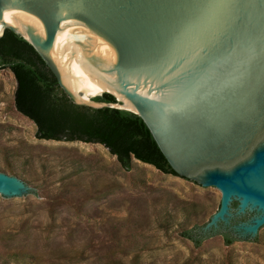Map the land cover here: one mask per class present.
<instances>
[{
    "label": "water",
    "instance_id": "1",
    "mask_svg": "<svg viewBox=\"0 0 264 264\" xmlns=\"http://www.w3.org/2000/svg\"><path fill=\"white\" fill-rule=\"evenodd\" d=\"M8 14L34 26L22 31L4 21ZM69 22L116 53L111 64L85 51L110 88L86 101L66 85L56 53ZM1 24L0 38L11 30L25 39L76 105L140 116L176 174L221 191L204 232L223 226L245 244L264 233V141L253 143L251 130L264 113V0H0ZM105 93L116 103L94 100ZM39 192L0 168V200Z\"/></svg>",
    "mask_w": 264,
    "mask_h": 264
},
{
    "label": "rangeland",
    "instance_id": "2",
    "mask_svg": "<svg viewBox=\"0 0 264 264\" xmlns=\"http://www.w3.org/2000/svg\"><path fill=\"white\" fill-rule=\"evenodd\" d=\"M69 24L71 40L88 46L76 44L77 51L97 55L103 40ZM16 87L14 74L1 70L0 168L41 192L24 202L0 200V258L14 264H264V233L246 244L234 237L231 246L219 234L200 247L183 237L219 212L220 190L136 160L127 171L99 144L40 140L36 124L15 109Z\"/></svg>",
    "mask_w": 264,
    "mask_h": 264
},
{
    "label": "trees",
    "instance_id": "3",
    "mask_svg": "<svg viewBox=\"0 0 264 264\" xmlns=\"http://www.w3.org/2000/svg\"><path fill=\"white\" fill-rule=\"evenodd\" d=\"M5 69L14 74L17 82L15 109L36 124L40 140L99 144L108 149L127 171L131 170L136 160L164 174L180 177L140 116L119 109L76 105L60 88L55 75L38 52L11 30H6L0 38V71ZM94 100L116 103L115 97L107 93ZM214 234L221 235L226 246L237 241L229 228L223 226L210 232H204L203 226H194L182 233L196 247ZM20 257L28 259L27 256ZM36 259L40 261L39 257Z\"/></svg>",
    "mask_w": 264,
    "mask_h": 264
},
{
    "label": "bare ground",
    "instance_id": "4",
    "mask_svg": "<svg viewBox=\"0 0 264 264\" xmlns=\"http://www.w3.org/2000/svg\"><path fill=\"white\" fill-rule=\"evenodd\" d=\"M4 21L8 24L19 26L22 31L25 25L34 26L31 17L29 16L8 14ZM72 27V25H68L67 29L70 30ZM1 31L2 24L0 25V34ZM36 31L40 34L44 29L40 25ZM69 34L61 36L56 49L64 80L68 88L76 95L77 99L81 101L88 100L89 96H94L104 91H110L109 84L105 77L102 76L97 68L93 67L91 62L86 60L85 52H82L81 54L77 51L75 47L77 43L71 40ZM95 38L98 39L97 37ZM99 42H97L96 45H99L100 47L98 46L94 51L101 59H111L106 62L112 64L114 62L112 52L106 44V47L102 46L101 42L103 41ZM92 44H95V42H92ZM80 93H82L81 96ZM126 104L128 103L126 102Z\"/></svg>",
    "mask_w": 264,
    "mask_h": 264
},
{
    "label": "flooded vegetation",
    "instance_id": "5",
    "mask_svg": "<svg viewBox=\"0 0 264 264\" xmlns=\"http://www.w3.org/2000/svg\"><path fill=\"white\" fill-rule=\"evenodd\" d=\"M254 121L251 123V130L254 131L253 143L258 144L264 141V113L254 114Z\"/></svg>",
    "mask_w": 264,
    "mask_h": 264
}]
</instances>
